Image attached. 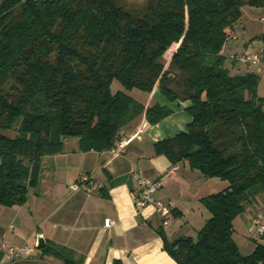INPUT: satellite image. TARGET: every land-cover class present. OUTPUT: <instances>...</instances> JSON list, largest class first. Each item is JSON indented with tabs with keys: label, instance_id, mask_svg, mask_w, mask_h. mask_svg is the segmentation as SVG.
<instances>
[{
	"label": "trees",
	"instance_id": "obj_1",
	"mask_svg": "<svg viewBox=\"0 0 264 264\" xmlns=\"http://www.w3.org/2000/svg\"><path fill=\"white\" fill-rule=\"evenodd\" d=\"M244 5L264 0H0V205L25 203L42 157L60 153L64 137L79 151L109 150L138 115L148 125L170 115L128 94L157 87L187 100L191 120L154 153L227 183L199 199L209 217L194 238L156 229L163 250L177 264H264V244L243 256L233 240V220L264 192L259 75L224 64ZM114 81L121 89L111 90ZM39 250L83 264L55 244Z\"/></svg>",
	"mask_w": 264,
	"mask_h": 264
},
{
	"label": "crops",
	"instance_id": "obj_2",
	"mask_svg": "<svg viewBox=\"0 0 264 264\" xmlns=\"http://www.w3.org/2000/svg\"><path fill=\"white\" fill-rule=\"evenodd\" d=\"M228 70L232 74L244 73L248 67L240 71L232 63ZM145 94V107L158 103L171 109V114L153 125L146 124L143 114L126 124L122 138L136 134L140 138H131L122 154L112 155L109 150L79 151L76 139L63 143L60 153L42 157L38 184L29 190L25 203L0 205V241L35 249L36 239L41 236L44 244L66 248L71 259L83 264H112L114 260L121 264H177L163 250L156 229L161 226L167 239L172 240L186 229L189 220L200 226L198 231L209 217L199 199L222 190L227 183L203 178L190 170L186 162L172 165L164 155L154 153L156 141L186 129L191 120L185 111L189 102L169 101L157 87ZM84 175L89 176L96 189L70 190L69 184ZM136 175L158 183L154 196L168 208L165 217L152 205L136 206ZM253 204L233 220V225L238 222L248 228V237L241 243L233 236L243 256L249 255L256 243L264 244L255 238L257 232L250 226L251 211L257 208ZM105 219L113 223L105 226ZM164 219L166 224L162 223ZM262 231L264 239V226ZM32 238L34 245L29 243ZM240 247L250 251L243 253ZM35 254L34 251L29 258L12 262L2 261L0 256V264L62 263L60 258L40 250Z\"/></svg>",
	"mask_w": 264,
	"mask_h": 264
},
{
	"label": "rangeland",
	"instance_id": "obj_3",
	"mask_svg": "<svg viewBox=\"0 0 264 264\" xmlns=\"http://www.w3.org/2000/svg\"><path fill=\"white\" fill-rule=\"evenodd\" d=\"M144 1L145 0H123L124 5L126 7L141 4ZM240 11H241L240 18L234 25V29H235L234 31L236 32V39H229L224 46V54L226 58L224 64L226 66H229L231 69L232 63H234L235 68H239L240 71H243L248 67V65L246 66V64L238 61L239 60L238 58L241 57V55L252 52L254 53L258 52L261 54L264 53V26H263L264 7H251L244 5L241 7ZM243 44L244 46H242ZM248 68L250 70L251 69L254 70L250 66ZM258 75H259V82H258L257 92H258V96L264 99V71L259 72ZM116 87L121 89L120 85L114 81L111 85V90L115 91ZM145 93L146 92H142L138 89H133L128 92V94L131 97H133L136 101H138L141 104H142V100L144 101V99L146 98ZM152 98L154 99V97ZM130 137L131 136L126 137L125 139H129ZM75 140L76 138L73 137H64L63 143L66 144L67 142H72ZM253 203H254L253 205L257 206V208L254 209L253 211L250 210L251 215L255 217L258 213H261L262 216H264V192H260L259 194H257ZM250 211H248V213ZM185 224L187 226L185 227L187 231H185L186 229H184L183 231L185 232L181 231L179 233V236H181V234L182 235L185 234L184 236L196 235L197 228L200 226H197V223L194 224H192V222L189 223V220ZM260 224L262 227L264 226L263 217L260 219ZM233 226H234L233 236L237 242L241 243L244 239H247L248 234L246 233L248 228L246 230V225H242L239 224L238 222H234ZM262 233L263 232L261 233L257 232L254 235L255 238L257 237V239L261 240V242H264V239L261 238ZM29 243L30 245H34L33 238ZM239 249H241L243 253L244 251H247L246 253L250 251L249 248L240 247ZM34 250L36 253L35 255H37L39 253V249L35 247Z\"/></svg>",
	"mask_w": 264,
	"mask_h": 264
},
{
	"label": "built area",
	"instance_id": "obj_4",
	"mask_svg": "<svg viewBox=\"0 0 264 264\" xmlns=\"http://www.w3.org/2000/svg\"><path fill=\"white\" fill-rule=\"evenodd\" d=\"M263 26H264V20H263ZM230 37L232 39L235 38V34L230 33ZM241 63H244L254 69L256 73L264 71V53H258V52H252L241 55V57L238 58ZM140 138L139 134H136L129 139L120 138L115 140L113 143V146L109 149V152L112 155H118L125 152L127 145L131 138ZM136 179V185H137V195L135 204L138 207H144L147 205H152L157 212L160 213L162 217H165L169 210L168 208L162 204L160 201H158L154 193L156 189L158 188L157 182H151L146 178H143L139 175L135 176ZM69 189L72 191L78 190V189H84L87 191H92L96 189L95 184L91 181L89 176L84 175L80 177L75 182H72L69 184ZM262 214L258 213L255 217H252L250 221L251 228L258 233L263 232V227L260 224V219ZM113 221L109 219H105L104 224L105 226H109L112 224ZM163 224H166L165 219L162 222ZM34 248L30 247L26 244L21 245H11L6 242L0 241V256L2 261L4 262H12L18 259H26L29 258L34 253Z\"/></svg>",
	"mask_w": 264,
	"mask_h": 264
},
{
	"label": "water",
	"instance_id": "obj_5",
	"mask_svg": "<svg viewBox=\"0 0 264 264\" xmlns=\"http://www.w3.org/2000/svg\"><path fill=\"white\" fill-rule=\"evenodd\" d=\"M44 245L45 244H44V240L42 239V237L41 236L37 237L35 247L39 249V248H42Z\"/></svg>",
	"mask_w": 264,
	"mask_h": 264
}]
</instances>
